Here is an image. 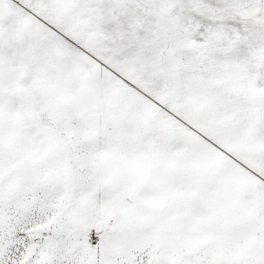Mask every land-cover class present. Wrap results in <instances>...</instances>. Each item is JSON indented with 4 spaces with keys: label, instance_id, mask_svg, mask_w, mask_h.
Segmentation results:
<instances>
[{
    "label": "snow or ice",
    "instance_id": "1",
    "mask_svg": "<svg viewBox=\"0 0 264 264\" xmlns=\"http://www.w3.org/2000/svg\"><path fill=\"white\" fill-rule=\"evenodd\" d=\"M0 264H264V0H0Z\"/></svg>",
    "mask_w": 264,
    "mask_h": 264
}]
</instances>
